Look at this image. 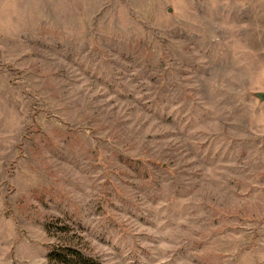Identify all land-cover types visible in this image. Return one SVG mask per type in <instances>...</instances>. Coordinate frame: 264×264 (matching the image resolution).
I'll list each match as a JSON object with an SVG mask.
<instances>
[{
  "label": "rangeland",
  "instance_id": "obj_1",
  "mask_svg": "<svg viewBox=\"0 0 264 264\" xmlns=\"http://www.w3.org/2000/svg\"><path fill=\"white\" fill-rule=\"evenodd\" d=\"M264 0H0V264H264Z\"/></svg>",
  "mask_w": 264,
  "mask_h": 264
},
{
  "label": "trees",
  "instance_id": "obj_2",
  "mask_svg": "<svg viewBox=\"0 0 264 264\" xmlns=\"http://www.w3.org/2000/svg\"><path fill=\"white\" fill-rule=\"evenodd\" d=\"M48 264H98L93 259L86 257L79 250L69 247H59L48 257Z\"/></svg>",
  "mask_w": 264,
  "mask_h": 264
},
{
  "label": "water",
  "instance_id": "obj_3",
  "mask_svg": "<svg viewBox=\"0 0 264 264\" xmlns=\"http://www.w3.org/2000/svg\"><path fill=\"white\" fill-rule=\"evenodd\" d=\"M256 96H257L260 100H264V94H263V93H257Z\"/></svg>",
  "mask_w": 264,
  "mask_h": 264
}]
</instances>
